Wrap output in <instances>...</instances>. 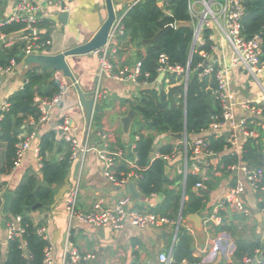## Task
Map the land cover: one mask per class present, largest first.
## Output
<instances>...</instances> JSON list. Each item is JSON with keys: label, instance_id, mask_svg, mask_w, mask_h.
I'll use <instances>...</instances> for the list:
<instances>
[{"label": "crops", "instance_id": "0c3cea01", "mask_svg": "<svg viewBox=\"0 0 264 264\" xmlns=\"http://www.w3.org/2000/svg\"><path fill=\"white\" fill-rule=\"evenodd\" d=\"M114 1L117 13L124 8H130L138 0ZM15 2L16 0H1L0 16L2 18L13 13ZM103 3L104 0H70L67 5L69 18L66 23L60 20L62 11L56 5L45 6L42 21L46 23L41 26V32L48 34L51 42L49 48L52 52L59 53L81 42L89 41L101 27V18L107 16V11L99 8ZM2 44L0 43V46ZM138 50L145 55L144 47L137 49L128 37H121L118 52L112 58L115 69H133L138 62ZM232 54L231 47L219 38L212 56L209 55L208 58L223 65L230 63ZM68 62L83 90L93 91L97 79V85L100 84L107 91L106 97L96 103L89 129H86L85 112L75 87L67 84L62 73L54 71L53 75L65 88L60 101L46 108L45 120L36 121L30 117L25 121L24 130L19 136L23 140L28 139L30 146L21 161L10 171L6 173L0 171L2 192L10 190L15 193L28 175L42 178L41 156L37 150L40 148V137L50 131L56 132V142H59V146L55 145V148L60 146L63 148V152L56 154L55 158L60 159L71 152L72 163L64 180L53 186V201L32 210L31 214L35 221L41 222L40 227L46 228L48 245L52 248L53 264H62L68 242L73 243L83 254H95L93 264H162L159 255L167 253L173 258L179 234L183 229H187L190 233L192 255L197 258V261L190 263L185 259L181 264H259L263 262L264 189H254L249 184L246 185L243 198L251 214L243 215L232 204L226 202L225 197L238 180L244 179V174L239 170H230L229 165L225 167L221 162V154L217 158L209 159L211 165L206 175L203 174V166L200 173L197 171L195 173L192 169L194 160L190 150L189 153L186 152L184 145H181L179 151L177 149L179 140L170 134H156L150 131L142 123L143 120L139 115L132 121L129 132L124 131L122 120L133 108L132 103L140 95V91L153 86L159 87V85L149 83L146 86H138L131 81L100 77V61L92 53L68 57ZM27 69L23 61H18L11 70L0 71V113L4 102L24 87ZM246 74L242 69H232L229 72L235 102L234 112L238 117L249 116L250 126L256 132L253 138H261L264 142V98L259 90L256 91L257 93L246 92L249 90L247 87L251 86L249 81H245ZM164 78L165 76L162 79ZM177 83L179 84L180 81ZM173 85L167 83L165 91L168 93ZM35 101L39 104L44 102L39 96ZM250 101L258 106V112L251 113L243 107L242 102ZM138 118L140 121L134 129ZM66 119L70 120L73 128L70 132L61 134L58 126ZM101 133L108 134V146H105ZM87 134H89L91 149L86 154L78 152L77 157L72 159L73 150L69 137L84 141ZM208 134L210 130L187 136L189 141L193 142ZM141 135H155L150 154L151 160L156 159L157 154H163L161 149L164 146H173L177 152L172 159L165 160L164 174L167 181L163 182V187L157 192L145 194L139 181H135V190L140 194V197L135 199L129 192L128 184L118 188L105 178L104 164L95 149L123 151V158L117 160L115 166L116 172L122 174L131 169V161L137 157L133 146L136 145V137ZM238 138L240 142L245 141L241 134ZM231 150L228 149L225 152L233 154ZM5 151L6 146L0 143V170L5 167ZM52 155L49 154V157L51 158ZM78 161H81V165L76 172ZM259 168L264 171V165ZM188 175L203 181L202 187H196L197 181L190 188V193L202 198L201 207L193 213L184 211V205L190 199L189 194L186 193ZM75 187L79 191L78 208L81 211L88 212L98 200L105 205H112L125 195H129L132 198L131 208L159 215L166 214L164 216H167L170 222L159 228H138L127 224L123 229L116 230L111 227L96 228L76 219L71 221L65 199ZM1 199L3 203L2 196ZM191 214H197L201 218L200 224L190 219ZM215 214L219 217V223L215 219H210ZM7 222L4 217L0 219V264H4L8 249ZM101 229H105L103 235L99 234ZM258 242L263 247L256 249L253 257H249L246 251L243 257L237 256L240 246H249ZM247 259H251V262H247Z\"/></svg>", "mask_w": 264, "mask_h": 264}, {"label": "trees", "instance_id": "16d2710c", "mask_svg": "<svg viewBox=\"0 0 264 264\" xmlns=\"http://www.w3.org/2000/svg\"><path fill=\"white\" fill-rule=\"evenodd\" d=\"M189 0H168L162 6L158 0H138L130 8H126L124 23L125 33L122 37H128L137 49L145 48L143 55L137 51V59L141 62L142 74L139 79L155 83L153 86L140 91L135 98L132 107L143 120L142 123L150 131L156 134L183 133L187 135L198 134L207 131L213 122L222 120V107L214 94L217 87L215 76L200 72V64L206 66L211 63V58H206L200 52L207 55L214 52V41L210 40V29L204 31V43L197 44L193 51L194 23L189 12ZM245 16L243 18V34L247 37L258 35L262 39L263 52L261 62L264 63V0H244ZM46 21L40 22V27ZM172 27L155 43L148 40L155 36L166 26ZM24 23L13 22L0 27L4 34H11L21 30ZM43 40H48L47 33H41ZM24 42H17L12 47L0 46V67L6 68L12 60H21L19 56ZM48 46L47 48H49ZM166 54L171 64L184 67L190 66L187 90L186 80L183 76L166 74L159 81V57ZM54 71L41 68H28L24 87L15 92L7 101L8 108L0 113V143L6 146L4 166L0 171L6 173L15 166L17 157V144L23 141L19 135L24 130L26 120L30 117L36 121L43 115L42 107L35 101L39 96L42 99H51L60 92L61 83L53 75ZM180 81L178 84L177 82ZM174 84L169 92L165 87ZM252 128V127H251ZM155 135H141L136 141L135 151L138 157V165L144 169L143 178L139 185L145 194L157 192L163 187L165 177V160L156 158L151 160L150 154L154 146ZM56 132L50 131L43 134L39 141V155L42 162V178L36 175H28L15 191V197L11 204L10 214L4 218L9 221L16 216H21L23 232L20 236L9 239L8 249L4 264H44V252L48 241L38 234L40 221L32 217V207L36 204L48 205L54 198V184L64 180L66 172L71 166V152L62 158H55L56 154L63 152L62 146L55 148ZM209 149L221 154V162L227 167L233 163L245 162L252 167L264 165V142L259 139L249 138L244 143L241 155L225 152L230 149V143L226 136L216 138L209 137ZM174 151L173 146H164L163 154ZM49 154H53L51 158ZM198 181L192 175L187 177V190L189 201L184 205L185 212H195L202 205V198L190 193V188ZM3 185L0 184V192ZM168 194L172 195L171 192ZM2 199L0 196V207ZM166 215V214H161ZM182 230V229H181ZM26 242L27 254L21 247ZM263 246L260 242L249 246H240L238 257H243L244 251L249 257H253L256 249ZM242 250V251H241ZM196 263L197 258L192 255L191 236L187 229L179 234L172 264H181L183 260ZM1 263V262H0ZM264 264V261L259 263Z\"/></svg>", "mask_w": 264, "mask_h": 264}, {"label": "built area", "instance_id": "2783aa9c", "mask_svg": "<svg viewBox=\"0 0 264 264\" xmlns=\"http://www.w3.org/2000/svg\"><path fill=\"white\" fill-rule=\"evenodd\" d=\"M69 1L70 0H16L13 13L3 18L0 16V27L13 22L24 23L25 26L21 30L11 34H4L0 31V41H2L6 47H12L17 42H24L25 46L22 48V51L25 55L45 53L48 49L47 47L51 44L49 39L43 40L40 34L39 24L45 14V6L54 4L59 10L67 11ZM165 1L168 0H164V2ZM188 8L194 23L193 43L195 41V46L204 43V31L210 29L211 33L209 38L214 41L215 45L220 38V41L228 43L233 51V56L229 64L221 65L215 61L208 63L206 66L200 64L205 75L215 76L217 87L214 90V94L222 107V120L211 124L209 129L210 134L207 136L197 138L193 142H190L187 133H185V138L178 142V145H184L186 152L189 153L190 150L193 155V172L197 171L200 173L201 167L203 166V174L206 175V171L211 165L209 159L217 158L219 156V154L208 147L209 137L211 135L216 138L226 136L231 146L230 149H232L231 152L237 155H240L243 152L244 142L256 135L255 130L250 126V117L247 115L238 117L234 112L235 102L229 72L232 69L244 70L255 80V82H257L264 93V83L261 79V76L264 73V63L261 62L263 48L260 36L255 35L253 37H247L243 34V18L245 16L244 0H189ZM125 15V11L120 15L116 13V18L110 29L107 43L92 51V54L99 58L100 77L105 76L118 81H131L138 86H146L150 83L147 81L149 74L146 73V78L139 79L142 74L140 61L136 63L133 69L124 68L122 70H116L112 62V58L116 55L119 49V40L125 33ZM27 29H32L33 33L18 35L20 31ZM215 45L213 48H215ZM200 53L206 58L209 56L204 51ZM15 64L16 61L12 60L8 67H0V71H9ZM187 70L188 67L186 68L182 65L171 64L166 54L160 55L158 67L159 75L165 76L166 74H175L177 76H183L186 80ZM64 90V86H61L60 92L53 96V98L43 99L44 102H41L40 104L43 110V115L40 118L41 121L45 120L47 117L46 107H51L58 103ZM95 94L96 100L98 101L106 97L107 91L98 84ZM242 105L251 113L259 111L258 106L255 105L253 101L242 102ZM8 106V101H5L3 110L8 108ZM58 127L65 133L70 132L73 128L68 119ZM226 132L228 134H226ZM240 134L243 136L245 140L244 142L238 140ZM101 137L104 140L105 146H108V134L101 133ZM139 138L140 137L137 136L136 140L138 141ZM69 140L73 150L72 159L77 157L78 152L86 154L91 149L89 134H87L84 141H79L74 137H69ZM29 146L30 141L28 139H24L17 144V157L15 164L21 161ZM135 147L136 145L133 146V149H135ZM37 151L39 152V150ZM95 151L104 164L103 174L105 178L115 187L120 188L126 186L130 180L140 181L143 178L144 169L138 165V157H136L134 161H131V169L128 172L119 174L116 172L115 166L117 160L123 158V151L109 150L107 148H97ZM176 152L177 150L175 149L170 154H157L156 158L170 160L176 155ZM228 168L230 170L241 171L244 174V179L238 180L237 183L229 189L225 201L232 204L243 215L249 216L251 211L245 205L243 198L246 185L249 184L254 189H264V171L259 167H252L242 161L231 164ZM202 186L203 181H198L196 183L197 188ZM1 194L2 192H0V196ZM78 196L79 191L78 188L75 187L68 193L65 199L66 208L71 221L76 219L96 228L111 227L116 230L123 229L127 224L138 228H159L170 222V219L167 216L131 208L132 198L129 195H125L112 205H105L101 200H98L88 212L79 210ZM2 217L3 215L0 207V219ZM21 219V216H16L7 222L9 239L18 237L22 234L23 228L21 226ZM210 219H215L217 222L219 221V217H216V214L212 215ZM37 232L47 240L45 227H39ZM21 247L24 254H27L25 241H23ZM44 253V264H53L51 246L47 245ZM95 256L96 255L93 253H81L78 247L73 243L68 242L62 264H93V261L96 258ZM159 260L162 264H172L173 262L172 256L167 253L160 254ZM247 262H251V259H247Z\"/></svg>", "mask_w": 264, "mask_h": 264}, {"label": "water", "instance_id": "95a60500", "mask_svg": "<svg viewBox=\"0 0 264 264\" xmlns=\"http://www.w3.org/2000/svg\"><path fill=\"white\" fill-rule=\"evenodd\" d=\"M163 2L164 0H158V4L160 6L163 5ZM99 8L102 10H106L107 16L101 18V22H102L101 27L98 29V31L89 41L81 42L59 53H53L52 50L48 48L45 53H41V54L25 55L23 51H21L19 54V56L23 58L24 64L26 66H29L30 68L45 67L53 71L60 72L63 74L67 84L75 87L79 96L80 104L85 112L86 129H89L90 127L93 118L94 109L97 103L95 89L98 80L96 79L95 89L93 91L89 92L83 90L68 62V57L91 54L92 51L104 46L107 43L110 29L116 18V3L114 0H104V3L101 6H99ZM59 18L62 21V23H66L67 19L69 18V12L62 11ZM171 27H172L171 25H168L162 30H160L157 34H155L154 37L148 40V43L157 42ZM32 33H33L32 29H27L20 31L18 35H27ZM0 43H2V41H0ZM194 47H195V41L192 46V51ZM202 70L203 68H200V72H202ZM189 75H190V66L188 67L187 70V77L185 84L186 90H187ZM162 78L163 75L159 77L160 80H162ZM137 115L138 112L134 108H132L129 110L128 114L123 118L122 120L123 128L126 133L129 132L130 125L132 121L137 117ZM60 133L62 134L63 130H61ZM185 133L186 132L171 133L170 135L177 140H182L185 138L184 136ZM55 145L56 147L59 146V142H56ZM80 165H81V161H78L76 164V172H78ZM128 189L130 194L133 196V198L136 199L140 197V194H138V192H136L135 190L134 180L129 181ZM1 196L3 198L1 211L3 217H5L10 214L11 204L15 197V193L13 191L6 190L2 192ZM40 206L41 204H36L35 206L32 207V210H36ZM190 219L194 221L196 224L198 223L200 224L201 218L197 214H191ZM104 233H105V229H101L99 231L100 235H103Z\"/></svg>", "mask_w": 264, "mask_h": 264}, {"label": "rangeland", "instance_id": "374dc122", "mask_svg": "<svg viewBox=\"0 0 264 264\" xmlns=\"http://www.w3.org/2000/svg\"><path fill=\"white\" fill-rule=\"evenodd\" d=\"M3 1V0H2ZM124 10H125V8L124 9H122V10H119L117 13L120 15V14H122L123 12H124ZM42 32H41V27H40V34H41ZM228 44V43H227ZM232 56H233V54H232ZM232 58V57H231ZM20 61H23L24 62V60H23V58H21V60ZM27 68H29V66H27ZM264 73L262 74V76H261V79H262V81L264 82ZM245 77H246V80L245 81H249L250 83H251V88L250 87H247L249 90H246V92L247 93H257L256 91H260V93L263 95V97H264V93H263V91L260 89V87H259V85L257 84V82H255V80L249 75V74H246L245 75ZM233 87H234V83H233ZM237 90V89H236ZM139 121H140V118H138L137 119V122H136V124H134V129H135V126L137 125V123H139ZM177 149L180 151V149H181V145H178L177 146Z\"/></svg>", "mask_w": 264, "mask_h": 264}]
</instances>
